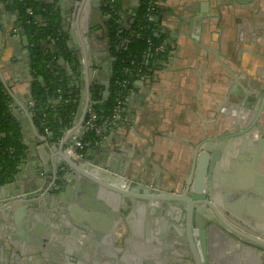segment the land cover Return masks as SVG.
<instances>
[{"label": "water", "instance_id": "obj_1", "mask_svg": "<svg viewBox=\"0 0 264 264\" xmlns=\"http://www.w3.org/2000/svg\"><path fill=\"white\" fill-rule=\"evenodd\" d=\"M102 1L104 0H71V7L67 10L68 16L65 14L66 11L62 12L59 5L61 12L58 13L59 35L64 34L67 38L65 46L67 53L72 55V62L59 56L57 65L66 69L74 87L79 89L77 110L72 128L70 130L68 127L64 128L59 139H54L52 133L41 136L37 129L38 138L31 148L24 144L19 164L28 165V162H23V156L26 152H30L36 158L35 163H29L30 167L36 169L42 167L33 176L39 181L44 179L46 181L39 182L37 187L17 193L11 198L0 196V264H57L59 259L70 261L73 264H96L93 254L94 246L91 248L89 244H86L90 252H85L83 249L82 252L76 251L71 248L72 241L75 240L73 235L77 233L82 236L105 238L101 234L108 232V229L97 227V217L89 216V213L107 209L109 217L113 220L118 216L117 213L122 215L130 213L131 218L133 215L139 218V201L146 203L145 212V206L143 204L141 206L143 207L142 216L146 215L148 218L145 235L148 237L149 228L155 227L157 239L151 241L152 247L148 246L149 241L146 237L143 240L133 233L137 241L133 242L126 239L125 233L118 230L119 237L115 239L117 249L122 250L124 246L138 247L132 251L134 264H264V207L261 209L257 206L243 207L242 203L227 199L231 196L230 192L240 191L248 192L249 197L254 194L257 197V205L263 204L261 201L264 200V179L257 175L253 185L237 188L229 182L232 176L227 172L234 158L254 167L264 166V116H262L264 113V82L248 81V84L252 83L257 88L259 87L260 91H257L251 88L246 89L238 81L235 71L238 70L239 64V57H236L239 38L236 37L234 41H227L222 45L216 41L217 50L213 52L204 47V44L200 42V37L194 33L186 36L196 48L213 58L216 66L211 65L205 56L196 59L209 70V76L214 83L223 85V87L217 86L211 90L216 113H219L222 107L227 106L231 117L229 124L233 128L239 126V130L226 133V123L221 120L213 123L214 126L211 129L200 127V136L190 143V168L187 177L182 182L175 180L173 187L159 188L153 187L148 180L141 179L139 175L125 182L114 179L110 174L105 175L96 172L91 167L80 165L65 154V149L82 137V123L90 99L88 92L85 94L84 87H88V84L93 82L94 72L93 52L96 35L92 31L93 26H90L91 12L97 8L98 14L102 16L100 10ZM255 1H257V6H264V0H229L228 2H236L252 8ZM3 12L6 17H10L8 13L11 12H7L6 9ZM203 18L206 17L203 16ZM64 23L67 26H64ZM14 27L10 33L3 34L5 42H8L16 54L15 60L26 62L25 68L27 74H30L29 49L32 46L16 23V14ZM210 29V26H202L200 31L204 37L207 35L208 40L216 34V32L211 34ZM19 45L22 46L24 52ZM168 45L171 53L167 58V63L171 54L177 50L175 43L169 42ZM56 48L54 40L45 44V49L51 54H54ZM107 53L109 56V51ZM110 71L111 68L109 74ZM228 77L230 78L228 81L231 82L227 81ZM0 80L12 100L16 102V98L10 93L11 84H5L1 76ZM29 80L32 81L31 75ZM16 82H18L16 79L13 80V83ZM103 87L102 99L106 100L109 96V85L104 84ZM26 94L27 105L31 107L33 103L30 87L27 88ZM247 95L251 96L249 101L246 99ZM221 100L222 102H219ZM113 133L114 131L110 132L109 136ZM103 142L104 140L96 146H100ZM101 151V155L107 160L106 165L101 164V167L123 175L124 168L120 164L121 160L118 155L109 148H102ZM92 153L94 154L93 150ZM16 169L20 170L19 167ZM65 169L68 171L67 174H64ZM19 182L16 179L15 183L20 185ZM15 183L11 185L14 186ZM55 183L60 185L57 186ZM3 188L4 186L0 190ZM135 188H137V193L134 192ZM69 193L73 196H69ZM133 200L138 202L134 209ZM73 201L79 206L66 205ZM46 208L50 209L51 214L44 212L45 223L50 221L49 218L58 222L55 229L50 232L48 228L40 225L33 232L29 225L23 224L27 226L28 237L32 241L28 239L18 241L16 237L18 232L14 234V231L15 228L20 231L22 226L18 224L17 215L28 209L41 211ZM176 214L177 217L174 216ZM57 233H62V236L57 237ZM64 233L68 237L64 236ZM166 240L170 243L173 241L182 248L177 257L168 251L169 244L164 242ZM106 243L109 244L110 240H106ZM147 252H152L150 257L155 256L156 261H150V258L146 256ZM108 256L110 258L107 257V259L110 261L111 255Z\"/></svg>", "mask_w": 264, "mask_h": 264}, {"label": "crops", "instance_id": "obj_2", "mask_svg": "<svg viewBox=\"0 0 264 264\" xmlns=\"http://www.w3.org/2000/svg\"><path fill=\"white\" fill-rule=\"evenodd\" d=\"M45 1L55 4L59 13H61L59 10L61 6L62 12L65 13L66 11L65 14L68 16L67 10L71 7V0ZM136 1L120 0L123 10H126L125 12L131 10V8L133 9ZM215 4L211 0H163L162 9L165 16L162 19V27L165 33L169 34L168 40L176 44L177 50L170 57L167 65L154 72L151 79L143 77L134 82L126 94V103L121 117L111 130L114 133L111 136L108 134L109 137L107 136L100 146L89 149L84 158L91 169L105 175L110 174L114 179L124 180L125 182L139 175L141 179L148 180L153 187L171 188L175 180L182 182L187 174L191 156L190 143L200 136L199 129H211L214 126L213 123L220 120L224 121L226 126L229 125L231 119L229 108L224 106L219 113H216V107L213 105L211 90L220 85L214 83V80L209 76V70L200 64L196 58L205 56L209 59L211 65L216 66V64L211 56L196 48L187 39L186 36L190 33L199 36L200 42L204 44L203 46L215 52L217 50L216 41L221 45L227 43V41L233 39V34L237 33L236 31L233 32L232 28L240 29L243 37L241 36L237 43L238 52L236 57H239V64L237 66L238 70L235 71L238 81L246 89H249L246 79H251L255 83L264 82V6H257V1L254 2L252 8L238 5L228 8L227 6L219 7L218 4ZM4 9L11 12L6 3L0 0V15H4L0 16V76L5 84H11L10 93L16 98V102L13 101L12 105L9 106L10 115L20 127L23 146L27 144L31 148L38 137L37 128L30 115L31 108L27 105L26 92L31 85L30 74H27L26 62L15 60L16 54L8 42H5L3 34L10 33L15 28V14L11 12L8 13L10 17H6L3 12ZM203 16L206 18L204 19ZM102 22V16L98 14V9L94 8L90 19V26H93L92 31L96 35L93 52V82L108 84L110 76L106 62L109 46L105 31L106 27ZM64 24V26H67L66 23ZM202 26H210L211 34L216 32V34L214 33L216 36L214 35L208 40L207 35L204 37L200 33ZM21 35L23 36V34ZM19 47L22 49V46L19 45ZM227 65L229 64L227 63ZM15 79L18 82L13 83ZM229 79L228 77L227 81ZM220 87H223V85ZM219 102H222V100ZM45 134L40 132L41 136ZM117 144L119 145L117 146ZM102 148H109L118 155L121 160L120 164L124 168L123 175L116 171H110L109 168L105 167L106 169H104L101 167V164L105 166L107 161L101 155ZM92 150L94 154H91ZM23 159V162H28V165L24 163L25 166L20 164L17 166L20 170L17 171L16 169L11 178L0 186V188L4 186L0 190V196L11 198V196H16L17 193H23L26 190H31L32 187H37L39 182L46 181L44 178V180L39 181L38 178L33 176L42 167H37V169L30 167L29 163L36 162V158L30 152H26ZM230 165L227 172L232 177L229 182L236 185L237 188H245L251 185L257 175L259 178L264 179V166L262 168H258V165L254 167L235 158ZM65 170L64 174H67L68 171ZM16 179L20 181V185L15 183ZM11 183H15L14 186ZM55 185L59 186L60 184L55 183ZM135 189L134 192L137 193V188ZM69 194V196H73L72 193ZM229 194L233 198L228 196V200L242 203L243 207L254 208L257 206L258 209L264 207L263 199L261 201L263 204L257 205V197L254 194L250 197L247 196L248 192L238 191ZM139 202V218L136 215L131 218L130 213L124 215L117 213L118 216L113 220L109 217L107 209L89 213V216L94 215L97 217V227L108 229V232L101 234L105 238L82 236V234L75 233L73 235L75 240L73 239L71 248L76 249V251L82 252L83 249L85 252H90V248L86 244H89L91 248L94 246L93 254L95 255L94 263L96 264H134L132 251L138 249V247L130 246L129 248L124 246L121 248L122 250L117 249L115 239L119 237L118 230L125 233V238L133 242H137L133 233L135 236L143 238V240L146 237L149 241L148 246H152L151 241L157 239L155 227L149 228L150 234L148 237L145 235L148 218L146 215L142 216L143 207L141 206H145V212L146 203L144 201ZM132 203L134 209L138 202L133 200ZM66 205L70 207L79 206L75 201L66 203ZM81 209L82 207L80 211ZM22 212L17 215L18 224L22 227L20 231L16 228L14 231V234L18 232L16 235L18 241L26 239L32 241L28 237L29 233L26 230L27 226H24L25 224L29 225L33 232L40 225L46 229L48 228L51 232L58 223L50 218V221L45 223L46 215L44 212L51 214L50 209L47 208L41 211L28 209ZM174 216L177 217V214ZM177 228L180 230L179 226ZM56 236H62V233H57ZM64 236L68 237L65 233ZM105 239L110 240V243L107 244ZM164 242L169 244L168 251L174 257L181 253L182 248L180 245L173 243V241H171L172 243L167 240ZM140 243L143 242L140 241ZM109 254L111 255L110 261L107 259ZM151 254L152 252H147L146 256L150 258V261H156L155 256L150 257ZM61 261L62 259H59L57 264H73L70 261Z\"/></svg>", "mask_w": 264, "mask_h": 264}, {"label": "trees", "instance_id": "obj_3", "mask_svg": "<svg viewBox=\"0 0 264 264\" xmlns=\"http://www.w3.org/2000/svg\"><path fill=\"white\" fill-rule=\"evenodd\" d=\"M8 9L16 14V23L26 35L29 49L31 89V119L36 128L45 134L52 133L59 139L64 128L69 127L77 110L78 91L74 87L63 66L57 65L59 56L72 62V55L67 53L66 36L60 34L59 15L53 4L42 0H3ZM148 0H141L134 18L123 26L118 18L111 16L107 20V42L109 56L113 61L109 82V97L102 99V87L92 86L91 100L97 113L98 122L112 116L115 98L121 90L120 84L128 82L129 87L122 89L126 95L132 83L142 75L148 79L154 72L164 68L171 53L166 35L162 33L161 24L148 21ZM31 10L32 16L27 11ZM161 9L156 14L160 15ZM39 18L42 20L41 25ZM54 40L56 51L51 54L45 44ZM151 43L152 45H149ZM160 48V50L158 49ZM141 71L142 74H138ZM128 90V91H127ZM12 98L0 81V186L15 173L23 155L24 146L20 127L10 115L9 106ZM86 145L83 153L100 143V138L88 132L82 139Z\"/></svg>", "mask_w": 264, "mask_h": 264}, {"label": "flooded vegetation", "instance_id": "obj_4", "mask_svg": "<svg viewBox=\"0 0 264 264\" xmlns=\"http://www.w3.org/2000/svg\"><path fill=\"white\" fill-rule=\"evenodd\" d=\"M2 2H4L3 0H1ZM229 0H212V2L213 3H216V4H218L219 6L220 5H223L224 3V6H227L228 8L229 7H231V6H234V5H238V6H240V7H250V6H243V5H241V4H239V3H234V2H228ZM42 2L43 3H46V4H48V2H46L45 0H42ZM122 2H120V0H104V1H102V8L100 9L101 10V13H102V18H103V22H102V24L104 25V27H106L105 29L107 30V20L109 19V17H111V16H116L117 18H118V20H117V23L118 24H121V25H123V26H127V23H129L131 20H132V18H134V16H135V14H136V12H137V10L139 9V6H140V3H141V0H137L136 2H135V4H134V6H133V9L131 8V10L129 9L127 12H125L126 10H123V7H122V4H121ZM252 3H253V1H252ZM49 4H51V3H49ZM162 4H163V0H156L155 2H154V4H153V10L151 11V13H150V17H151V22H155V23H160L161 24V29H162V33L163 34H167V33H165V31H164V28L162 27V19H164V12H163V9H162ZM215 4V5H216ZM54 6H55V4H53ZM56 8V7H55ZM157 9H161V11H160V15H157L156 14V11H157ZM27 13H28V15H30V16H32L33 14H32V12H31V10H28L27 11ZM57 13H59L58 11H57ZM59 15V14H58ZM232 17H234V15H232ZM156 18H158V20L156 21ZM39 20V22L41 23L42 22V20H41V18H39L38 19ZM127 22V23H126ZM60 24V23H59ZM101 24V25H102ZM41 25H46V23H44V24H42L41 23ZM60 26V25H59ZM233 29V32L234 31H236L237 33L236 34H233V39H232V41H234L235 39H236V37L237 38H239V39H241V36L243 35L242 34V32H241V30L240 29H235V28H232ZM105 30V31H106ZM106 35H107V32H106ZM168 36H169V34H167L166 35V39L164 40L165 41V43H169L170 42V40H168ZM243 37V36H242ZM238 43V42H237ZM149 45H152L151 43L149 44ZM159 50H160V48H158ZM174 54H171V56L170 57H172ZM170 59V58H169ZM66 60V59H65ZM112 61V57L111 56H108V60H107V66H108V68H109V64H110V62ZM138 74H142V72L141 71H138ZM109 76H110V78H111V73L109 74ZM143 77H145V76H141L139 79H141V78H143ZM110 78H109V80H108V85H109V82H110ZM70 79V78H69ZM139 79H137V80H139ZM136 81V80H135ZM134 81V82H135ZM249 81H251V79L249 80ZM134 82L132 83V85L134 84ZM127 84H126V86L125 87H129V83L128 82H126ZM247 83H248V79H247ZM107 84V83H106ZM94 85H97V86H99V87H102V92L104 91V84H99V83H97V82H92L91 84L89 83L88 84V87H84V91H85V94L88 92V94H89V97L91 98V90H92V86H94ZM250 85V87L249 88H251V89H253V90H257V91H260V89H259V87L257 88L256 86H254L252 83L251 84H249ZM132 87V86H131ZM77 91H78V100H79V89L77 88L76 89ZM250 90V89H249ZM128 91V90H127ZM109 97V96H108ZM249 97H251V96H246V99L249 101ZM77 100V101H78ZM77 101H76V104H77ZM84 104H85V101H84ZM241 106V105H240ZM262 116H264V113H262ZM261 119H262V117H261ZM263 119H264V117H263ZM226 127V133H231V132H236L237 130H239V126H235L234 128L233 127H231V124H229L228 126H225ZM42 133V132H41ZM46 134H48V132L46 133ZM227 135V134H226ZM189 168H190V162H189ZM188 172H189V169H188V171H187V174H188ZM187 174H186V176H185V178L187 177ZM184 178V179H185ZM183 179V180H184Z\"/></svg>", "mask_w": 264, "mask_h": 264}, {"label": "built area", "instance_id": "obj_5", "mask_svg": "<svg viewBox=\"0 0 264 264\" xmlns=\"http://www.w3.org/2000/svg\"><path fill=\"white\" fill-rule=\"evenodd\" d=\"M156 0H148V7H147V20L150 21V13L153 10V4ZM150 44V43H149ZM126 81H123L120 84L121 90L118 92L115 98V106L113 110V114L111 117L104 119L101 122H98L97 113L93 108L92 100L89 99L86 110L85 116L82 123V137H80L77 141H75L72 145L68 146L65 149V154L72 159L73 161L79 163L80 165H85L87 167L88 164L84 160L85 154L83 153L84 145L82 143V139L88 132H93L96 137L100 138V142L105 140L108 134H110L111 130L113 129L115 123L119 120L122 114V110L126 103V95H124L122 89L126 86ZM72 128V124L68 127V130ZM47 133V130H45Z\"/></svg>", "mask_w": 264, "mask_h": 264}]
</instances>
